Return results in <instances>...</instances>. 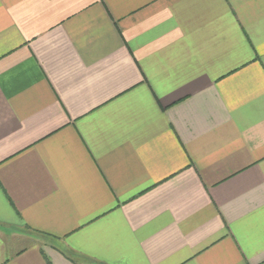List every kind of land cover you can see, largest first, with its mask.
Masks as SVG:
<instances>
[{"label":"crops","instance_id":"1","mask_svg":"<svg viewBox=\"0 0 264 264\" xmlns=\"http://www.w3.org/2000/svg\"><path fill=\"white\" fill-rule=\"evenodd\" d=\"M0 264H264V0H0Z\"/></svg>","mask_w":264,"mask_h":264},{"label":"trees","instance_id":"2","mask_svg":"<svg viewBox=\"0 0 264 264\" xmlns=\"http://www.w3.org/2000/svg\"><path fill=\"white\" fill-rule=\"evenodd\" d=\"M48 238H50V237H48ZM49 240H51V241H55L54 239H52V238H50Z\"/></svg>","mask_w":264,"mask_h":264}]
</instances>
